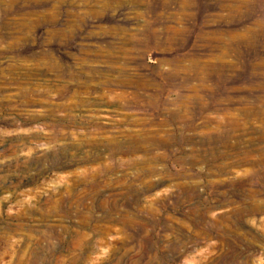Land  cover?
I'll return each mask as SVG.
<instances>
[{
    "label": "rangeland",
    "instance_id": "obj_1",
    "mask_svg": "<svg viewBox=\"0 0 264 264\" xmlns=\"http://www.w3.org/2000/svg\"><path fill=\"white\" fill-rule=\"evenodd\" d=\"M0 264H264V0H0Z\"/></svg>",
    "mask_w": 264,
    "mask_h": 264
}]
</instances>
